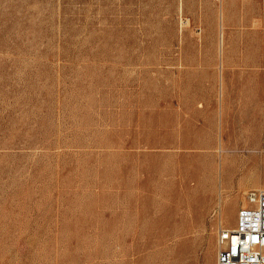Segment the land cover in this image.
I'll return each instance as SVG.
<instances>
[{
	"label": "rangeland",
	"instance_id": "1",
	"mask_svg": "<svg viewBox=\"0 0 264 264\" xmlns=\"http://www.w3.org/2000/svg\"><path fill=\"white\" fill-rule=\"evenodd\" d=\"M259 186L264 0H0V264H216Z\"/></svg>",
	"mask_w": 264,
	"mask_h": 264
},
{
	"label": "built area",
	"instance_id": "2",
	"mask_svg": "<svg viewBox=\"0 0 264 264\" xmlns=\"http://www.w3.org/2000/svg\"><path fill=\"white\" fill-rule=\"evenodd\" d=\"M246 201L217 233L216 264H264V191H249Z\"/></svg>",
	"mask_w": 264,
	"mask_h": 264
},
{
	"label": "bare ground",
	"instance_id": "3",
	"mask_svg": "<svg viewBox=\"0 0 264 264\" xmlns=\"http://www.w3.org/2000/svg\"><path fill=\"white\" fill-rule=\"evenodd\" d=\"M216 144H218V143H216ZM220 144H221V142H220ZM217 146H219V145H216V147ZM218 148V147H217ZM223 148H225V147H223ZM221 149H222V146L220 145L219 146V150L221 151ZM225 152H226V149H225ZM221 154H222V152H221ZM236 157H235V155H232V156H229L228 154H224V156H222L221 155V158H220V163H221V165H220V169H228L229 170V167H231V169L233 168V165H234V162L236 161V159H235ZM241 189H243V188H241ZM238 190H239V188H238ZM243 191V190H242ZM257 191H264V189L261 187V186H259V188H258V190ZM243 193V192H242ZM244 195V194H243ZM233 196V195H232ZM221 207H222V205H221ZM221 210V209H220ZM217 217H219V221H220V223H222L223 222V220L225 219L226 220V217L224 218L223 217V215H222V212L220 211L219 212V216H217ZM218 221V220H217Z\"/></svg>",
	"mask_w": 264,
	"mask_h": 264
},
{
	"label": "crops",
	"instance_id": "4",
	"mask_svg": "<svg viewBox=\"0 0 264 264\" xmlns=\"http://www.w3.org/2000/svg\"><path fill=\"white\" fill-rule=\"evenodd\" d=\"M234 222H235V220H234Z\"/></svg>",
	"mask_w": 264,
	"mask_h": 264
}]
</instances>
